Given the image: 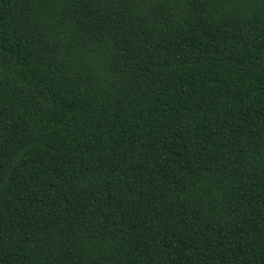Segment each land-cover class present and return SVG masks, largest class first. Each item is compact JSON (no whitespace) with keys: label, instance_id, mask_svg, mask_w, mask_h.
Listing matches in <instances>:
<instances>
[{"label":"trees","instance_id":"1","mask_svg":"<svg viewBox=\"0 0 264 264\" xmlns=\"http://www.w3.org/2000/svg\"><path fill=\"white\" fill-rule=\"evenodd\" d=\"M0 264H264V0H0Z\"/></svg>","mask_w":264,"mask_h":264}]
</instances>
